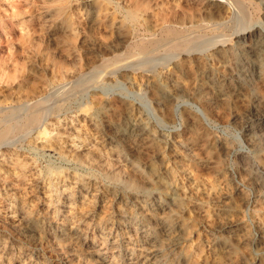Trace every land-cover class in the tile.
Masks as SVG:
<instances>
[{"label":"rangeland","instance_id":"rangeland-1","mask_svg":"<svg viewBox=\"0 0 264 264\" xmlns=\"http://www.w3.org/2000/svg\"><path fill=\"white\" fill-rule=\"evenodd\" d=\"M0 120V264H264V0H0Z\"/></svg>","mask_w":264,"mask_h":264},{"label":"bare ground","instance_id":"bare-ground-1","mask_svg":"<svg viewBox=\"0 0 264 264\" xmlns=\"http://www.w3.org/2000/svg\"><path fill=\"white\" fill-rule=\"evenodd\" d=\"M219 2V1H218ZM165 29V28H164ZM175 29V28H174ZM169 30V29H168ZM164 32V31H163ZM165 33V32H164ZM205 33V32H204ZM242 33V32H241ZM160 34V33H159ZM193 34V33H192ZM188 35V34H187ZM210 36V35H209ZM211 37H213V36H211ZM190 38H192V37H190ZM209 38V37H208ZM215 38V37H214ZM137 39V38H136ZM142 39V38H141ZM141 39H139V40H141ZM144 39V38H143ZM149 39V38H148ZM153 39V38H152ZM151 38H150V40H147V41H142V42H138V43H140V44H138L139 46H138V48L139 49H141L142 51L144 50H147L148 48H149V46L151 45L152 46V43L154 42L153 40H152ZM194 39V38H193ZM192 39V40H193ZM207 39V38H206ZM213 39V38H212ZM145 40V39H144ZM201 40V39H200ZM205 40V39H204ZM206 41V40H205ZM204 41V42H205ZM190 42H192L191 41V39H189V38H185V39H179V40H177V41H175V42H173V43H171L169 46H168V48H167V50H174L176 53L178 52V54H180V53H182V52H187V49H186V47H187V44L188 43H190ZM197 42V41H196ZM199 42V41H198ZM194 43V42H193ZM201 43V42H200ZM199 43V44H200ZM134 44V43H133ZM194 44H196V43H194ZM193 44V45H194ZM198 44V43H197ZM197 44H196V46H197ZM229 44V43H228ZM257 44V43H256ZM200 45H202V44H200ZM154 46V45H153ZM195 46V45H194ZM199 46V45H198ZM197 46V47H198ZM153 48V47H152ZM165 50V49H164ZM170 52H172V51H170ZM250 52V51H249ZM261 52V51H260ZM174 53V52H173ZM189 53V52H188ZM183 54V53H182ZM190 54V53H189ZM115 56V55H114ZM121 56V55H120ZM120 56H115V57H113L111 60H109V62H103V63H101L100 64V68L99 69H104L105 71H109V72H113V71H115V70H117V69H119L120 67H121V65H119L118 63V60H120V58H118V57H120ZM147 56V55H146ZM128 57V56H127ZM126 59V58H125ZM129 60V59H128ZM128 60L126 59V61L128 62ZM123 61V60H122ZM130 62V61H129ZM100 63V62H99ZM126 64V63H125ZM99 65V64H98ZM129 65V64H128ZM254 65V64H253ZM94 67V66H93ZM92 69V68H91ZM93 69H95V67L93 68ZM258 70V69H257ZM261 73V72H260ZM201 85V84H200ZM203 85V84H202ZM215 87V86H214ZM213 87V88H214ZM201 88V87H200ZM199 90V89H198ZM220 91V90H219ZM192 94V93H191ZM47 100V99H46ZM39 100H37L36 102H38ZM158 101V100H157ZM156 101V102H157ZM35 102V101H34ZM41 103V102H40ZM39 103V104H40ZM37 104V103H36ZM36 104H35V106H36ZM22 105H24V103L22 104L21 103V106ZM31 105V104H30ZM17 106V105H16ZM21 106H17V107H19V108H21ZM23 107V106H22ZM25 107H29V106H25ZM18 108V109H19ZM41 108V107H40ZM11 109H12V107H11ZM14 107H13V112H14ZM17 108H16V110H18ZM23 109V108H22ZM22 109H19V110H22ZM25 109V108H24ZM28 109V108H27ZM30 109V108H29ZM33 109V108H32ZM3 110V109H2ZM4 110H5V108H4ZM18 110V112H20ZM26 110V109H25ZM29 111V110H28ZM3 113V112H2ZM12 113V112H11ZM15 113V112H14ZM26 113V112H25ZM25 113H24V115H25ZM27 113H29V112H27ZM31 113V112H30ZM51 113V112H50ZM9 114V113H8ZM20 114V113H19ZM16 115V114H15ZM17 115H18V113H17ZM16 115V116H17ZM21 115H23V114H21ZM20 115V116H21ZM3 116V115H2ZM6 116H7V114H6ZM6 116H5V118H6ZM19 116V117H20ZM46 116V115H45ZM261 116V115H260ZM4 117V116H3ZM9 117V116H8ZM14 116H12V118H13ZM23 117V116H22ZM42 117H43V112H41V110L39 109V108H37V109H34V110H32V113H31V115H30V118H27L26 117V119L24 120V121H22V124H21V126L24 128V127H26V126H28V125H30V124H36V123H38V125L40 124V120L42 119ZM262 117V116H261ZM11 118V117H10ZM10 118H6V119H10ZM24 118V117H23ZM5 119V120H6ZM13 119H15V117L13 118ZM3 120H4V118H3ZM20 120V119H19ZM130 120V119H129ZM2 120H0V122H1ZM15 121H16V119H15ZM128 121V120H127ZM8 122V121H7ZM10 122V121H9ZM129 122V121H128ZM140 122V121H139ZM4 123H6V122H4ZM12 123V122H11ZM17 123V122H16ZM20 123V122H19ZM127 123V122H126ZM131 123V122H130ZM2 124V123H1ZM7 124V123H6ZM10 125H12V124H10ZM9 125V126H10ZM37 125V124H36ZM37 125V126H38ZM117 125V124H116ZM115 125V126H116ZM128 125V124H127ZM130 125V124H129ZM2 126V125H1ZM0 126V130H1V127ZM32 126V125H31ZM142 126V125H141ZM17 127V126H16ZM36 127V126H35ZM109 127V126H108ZM135 127V126H134ZM11 128V127H10ZM10 128L9 127H5L3 130H1V132H0V137H2V138H8L9 139V136H11V134L9 133V130H10ZM13 128V127H12ZM11 128V129H12ZM20 128V130H19V132H21V130L23 129V128H21V127H18L16 130L18 131V129ZM29 128V127H28ZM119 128H120V126H119ZM118 128V129H119ZM15 129V128H14ZM25 129V128H24ZM133 129H135V128H133ZM128 130V129H127ZM129 130H131V129H129ZM11 131V130H10ZM132 131V130H131ZM128 132V131H127ZM118 133V132H117ZM142 133V132H141ZM114 134V133H113ZM123 134V133H122ZM133 134V133H132ZM138 134V133H137ZM140 134V133H139ZM134 136V135H133ZM146 136V135H145ZM114 137V136H113ZM12 138V137H11ZM117 138V137H116ZM123 138V137H122ZM262 138V137H261ZM18 139V138H17ZM115 139V138H114ZM5 140V139H4ZM7 140V139H6ZM6 140H5V142H6ZM121 141V140H120ZM1 142H3L4 143V141H1ZM139 142H141V141H139ZM151 175V174H150ZM150 177V176H149ZM153 180V179H152ZM154 189V188H153ZM122 198V197H121ZM158 203V202H157ZM140 206V205H139ZM160 206V205H159ZM19 224H21V223H19ZM24 224V223H23ZM15 225V224H14ZM22 225V224H21ZM261 226V225H260ZM262 227V226H261ZM20 229V228H19ZM29 229V228H28ZM260 238V237H259ZM255 241V240H254ZM151 249V248H150Z\"/></svg>","mask_w":264,"mask_h":264}]
</instances>
